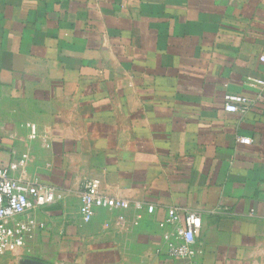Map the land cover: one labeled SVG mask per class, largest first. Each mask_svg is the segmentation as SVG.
Wrapping results in <instances>:
<instances>
[{"label":"crops","instance_id":"obj_1","mask_svg":"<svg viewBox=\"0 0 264 264\" xmlns=\"http://www.w3.org/2000/svg\"><path fill=\"white\" fill-rule=\"evenodd\" d=\"M263 54L264 0H0V164L59 197L0 264H264ZM93 179L130 209L86 221ZM172 209L201 216L192 260Z\"/></svg>","mask_w":264,"mask_h":264},{"label":"built area","instance_id":"obj_2","mask_svg":"<svg viewBox=\"0 0 264 264\" xmlns=\"http://www.w3.org/2000/svg\"><path fill=\"white\" fill-rule=\"evenodd\" d=\"M259 61L264 64V54L260 56ZM258 84L264 85V82L259 81ZM246 104V99L231 96L228 98L225 110L229 113L244 112L243 106ZM31 130L32 138H35V128L31 127ZM238 141L245 145L251 143L249 139ZM22 163L23 160H20L19 164ZM13 167L0 164V255L13 247L25 244L24 234L29 229L25 224L15 221L19 216L46 208L59 199L55 190L49 186L13 178L11 176ZM80 199L83 218L86 221H91L99 209L126 212L131 207L130 202L125 199L103 195L100 191V181L97 179L85 184ZM137 209H140V205H137ZM147 212L152 214L154 207L148 206ZM141 219V214H137L131 221H128L124 214H119L116 217V223L129 229L139 226ZM12 222H14L13 225H11ZM181 222L176 210L172 209L168 212L166 224L174 226L175 229L173 234L165 237L167 255L177 262L192 260L198 254L195 245L201 229V216L197 212H190L184 218L183 223Z\"/></svg>","mask_w":264,"mask_h":264}]
</instances>
